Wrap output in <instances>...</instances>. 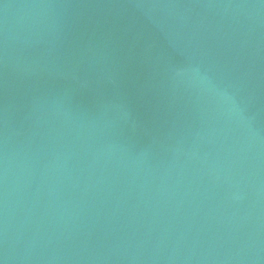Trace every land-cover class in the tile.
<instances>
[{
	"label": "water",
	"instance_id": "obj_1",
	"mask_svg": "<svg viewBox=\"0 0 264 264\" xmlns=\"http://www.w3.org/2000/svg\"><path fill=\"white\" fill-rule=\"evenodd\" d=\"M0 264H264V0H0Z\"/></svg>",
	"mask_w": 264,
	"mask_h": 264
}]
</instances>
